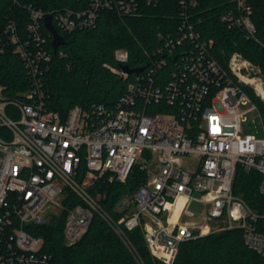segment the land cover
Returning <instances> with one entry per match:
<instances>
[{"label": "built area", "instance_id": "obj_1", "mask_svg": "<svg viewBox=\"0 0 264 264\" xmlns=\"http://www.w3.org/2000/svg\"><path fill=\"white\" fill-rule=\"evenodd\" d=\"M160 2L92 0L87 10L55 15L29 7L28 38L13 19L0 28V54L12 47L31 81L23 101L6 100L0 85V264H52L35 232L63 212L69 246L99 215L133 253L125 229L140 227L152 256L166 264L174 262L181 243L234 228L242 229L246 245L264 256V201L254 209L233 191L241 169L260 175L258 192L264 198V138L241 136L245 113L240 110L248 104L259 110L246 89L264 100V78L260 67L239 52L227 66L215 59L213 40L203 39L194 22L197 0H179L175 32L159 33L161 45L115 110L75 106L62 116L46 107L41 76L52 58L43 30L47 15L65 32L90 30L104 10L139 16ZM251 13L238 0L236 11L222 19L254 38ZM115 57L127 65L129 52L118 49ZM169 64L171 78L158 84L156 77ZM112 71L130 76L122 68ZM151 108L155 113L147 112ZM137 166L146 181L133 194L132 207L127 204L130 211L116 220L103 208L105 195L97 186L102 180L125 184ZM194 203L205 208L202 215L190 211ZM196 216L201 222L184 221Z\"/></svg>", "mask_w": 264, "mask_h": 264}, {"label": "trees", "instance_id": "obj_2", "mask_svg": "<svg viewBox=\"0 0 264 264\" xmlns=\"http://www.w3.org/2000/svg\"><path fill=\"white\" fill-rule=\"evenodd\" d=\"M237 1L197 0L194 22H198L203 39L213 40L212 53L220 64L227 66L231 55L239 52L260 67L264 78V0H243L252 12L251 20L256 27L254 38H248L241 28L222 19L223 14L236 11ZM91 2L0 0V28L13 19L26 39L30 22L29 7L55 15L69 10H87ZM178 10L179 0H161L159 5L147 7L139 16H120L115 11L104 10L100 13L97 26L90 30L65 32L54 23L65 39V44L56 51L52 47V36L44 28L46 47L52 54L41 76L46 107L62 116H66L75 106L92 110L97 105H104L115 110L127 93L128 84L137 74L131 73L128 79H124L113 72L112 69L122 67L116 61L115 52L118 49L129 52L127 66L130 68L145 67L149 64V54L161 45L159 33L168 35L175 32L179 21ZM171 69L169 64L158 74V84H164L171 78ZM0 85L4 88V98L10 101H23L24 93L31 86L23 60L12 47L0 54ZM246 90L264 116V100L254 89L249 87ZM156 108L157 111H170L165 107ZM151 109L147 112L155 113L154 108ZM146 177V173L137 166L125 184H106L102 180L97 187L105 195L101 201L103 208L120 220L130 208L116 211L117 205L124 197L132 196ZM259 185L258 173L246 174L239 169L233 191L252 208L259 209L261 201H264L258 192ZM65 216L66 212H63L58 221L41 225L35 232L44 239L43 251L52 257V264H166L152 256L140 227L125 229L134 254L113 227L99 215L94 217L83 238L69 246L64 237ZM172 264H264V256L246 245L242 229L234 228L181 243Z\"/></svg>", "mask_w": 264, "mask_h": 264}, {"label": "rangeland", "instance_id": "obj_3", "mask_svg": "<svg viewBox=\"0 0 264 264\" xmlns=\"http://www.w3.org/2000/svg\"><path fill=\"white\" fill-rule=\"evenodd\" d=\"M251 107L252 104H248V105H243L240 108V110L244 111L245 113L242 117V122H241V127H242L241 136L252 135L257 139H262L264 138V123L262 117L260 115L259 110H250ZM123 199L121 201H124ZM126 200H125L126 206H124L122 203H119V206L117 205L119 210L122 211L125 207H127V204L128 205L130 204V206L132 207L134 202L133 195L127 196ZM190 211H192L196 215H202L205 211V208L203 206L194 203L193 205H191ZM184 221H187L189 223H199L201 222V218H199L198 216L194 218L186 217L184 218Z\"/></svg>", "mask_w": 264, "mask_h": 264}, {"label": "water", "instance_id": "obj_4", "mask_svg": "<svg viewBox=\"0 0 264 264\" xmlns=\"http://www.w3.org/2000/svg\"><path fill=\"white\" fill-rule=\"evenodd\" d=\"M45 27L47 31L51 34L52 36V47L56 51L60 46L65 44V39L62 35L58 33L56 30L54 24H53V18L51 15H47L44 20ZM125 72L127 73H140L142 72L145 67H138V68H130L127 65H122L121 67Z\"/></svg>", "mask_w": 264, "mask_h": 264}, {"label": "bare ground", "instance_id": "obj_5", "mask_svg": "<svg viewBox=\"0 0 264 264\" xmlns=\"http://www.w3.org/2000/svg\"><path fill=\"white\" fill-rule=\"evenodd\" d=\"M262 93H263V98H264V91H262Z\"/></svg>", "mask_w": 264, "mask_h": 264}]
</instances>
